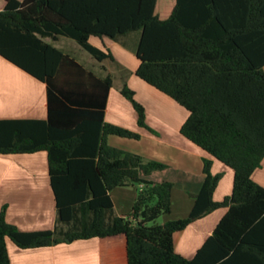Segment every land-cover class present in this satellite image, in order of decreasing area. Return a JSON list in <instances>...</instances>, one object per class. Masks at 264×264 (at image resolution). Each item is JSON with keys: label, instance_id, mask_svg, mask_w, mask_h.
I'll use <instances>...</instances> for the list:
<instances>
[{"label": "trees", "instance_id": "1", "mask_svg": "<svg viewBox=\"0 0 264 264\" xmlns=\"http://www.w3.org/2000/svg\"><path fill=\"white\" fill-rule=\"evenodd\" d=\"M156 1L0 0V57L44 83L47 96L46 119L0 120V155L46 153L57 213L53 230L23 232L0 212V264H10L7 240L34 249L117 236L126 264H264V188L252 179L264 159V0H176L164 20ZM228 5L238 15L230 24ZM131 33L139 34L135 76L188 112L179 132L208 156L189 215L163 224L155 221L171 212L173 184L146 178L166 166L106 144L108 136L140 138L104 121L113 78L43 41L69 38L122 70L89 39ZM119 93L151 131L124 80ZM211 159L233 171L220 202ZM128 186H140L131 211L114 216L110 193ZM218 209L226 212L194 256L179 255L174 234Z\"/></svg>", "mask_w": 264, "mask_h": 264}, {"label": "crops", "instance_id": "2", "mask_svg": "<svg viewBox=\"0 0 264 264\" xmlns=\"http://www.w3.org/2000/svg\"><path fill=\"white\" fill-rule=\"evenodd\" d=\"M175 4L176 0H157L154 12L160 20H164L169 17ZM223 14L228 24L236 21L237 12L234 7L231 9V5H228ZM138 39V33H131L117 41L106 37L102 39L91 37L89 43L102 51L111 52L112 49H116L131 56L135 54ZM95 40H98L99 44H95ZM43 41L52 44L89 69L83 58L73 56L75 51L82 49L75 41L63 37L54 42L49 38ZM90 60L95 62L92 57ZM129 61L133 68L126 80L127 86L131 87L137 101L145 107L144 110L151 114L148 116L147 125L156 134L138 126L133 108L119 92L111 88L104 111V121L138 133L140 138L139 140L121 138L122 141H116L115 136H108L111 139L106 138V144L137 155L144 162L164 164L165 170L154 171L146 179L173 184L171 212L165 215L164 223L186 218L193 207L192 197L198 194L203 184L202 160L208 156L179 132L188 117V112L174 100L136 77L134 73L139 61L132 56L129 57ZM139 95H144L145 100H140ZM46 117L45 84L0 57V120H44ZM211 160V174L223 173L225 176L217 183L213 193V200L220 202L231 194L233 175L224 173L228 167L214 159ZM252 179L264 188V159L261 168L254 172ZM139 189L140 186H128L116 188L110 193L114 216L130 213ZM2 211L5 221L20 231L54 229L57 213L45 152L0 155V212ZM225 212V209L215 210L174 234L175 251L191 259L212 234ZM6 247L10 264H126L125 240L122 236L92 238L34 249H19L7 240Z\"/></svg>", "mask_w": 264, "mask_h": 264}, {"label": "rangeland", "instance_id": "3", "mask_svg": "<svg viewBox=\"0 0 264 264\" xmlns=\"http://www.w3.org/2000/svg\"><path fill=\"white\" fill-rule=\"evenodd\" d=\"M95 44H99V41L98 40H95ZM79 49H81V48H79ZM111 54H112L115 62L123 68L122 70L121 69H118L114 64H113L114 65L113 66L108 61L107 62L105 61V62L99 63V62H97V61L94 60L95 62H92V60H90L91 59V56L87 52H85L84 50H82V49L75 51V53H73V56L77 57L78 59H82L83 58L84 59V62H85V65L92 72H94L95 74H97L99 76H105V77L108 76V75H110L113 78L112 90L113 91H116V92H119V90L122 87V80H124L125 83H126V80H128V77L130 75V72H132V68L133 67H132V64L129 61V57L132 56L134 59H136V57H135V54H133L131 56L128 53L127 54H122V53L116 51V49H112ZM126 71L128 72V74L126 73ZM126 85H127V83H126ZM127 87L129 89L131 88L129 85ZM139 96L141 97L140 100H143V101L145 100L144 99V95H139ZM134 99L137 101V99L135 97V94H134ZM127 102L129 103V105L131 106V108H133L132 104L128 100H127ZM137 102L139 104H141L139 101H137ZM149 110L151 111V109H149ZM150 115L151 114H148V111H145V124L146 125L149 123V122H147V119H148V116H150ZM136 117H137V115H136ZM148 128H149V126H148ZM149 129L151 130L150 132L152 134H154L155 131L152 128H149ZM155 134H156V132H155ZM107 138L108 139H111L110 137H107ZM114 139L116 141H122L123 140V139L121 140V138H115V137H114ZM224 171H225L224 173H231L233 175V171L230 168H226ZM217 175H220L221 178H223V176H224L223 173H220V174H217ZM221 178H220V180H221ZM225 179L226 178H224V180ZM231 191H232V189H231ZM164 221H165V215H162L159 218H157V220L155 221V223L156 224H163Z\"/></svg>", "mask_w": 264, "mask_h": 264}]
</instances>
